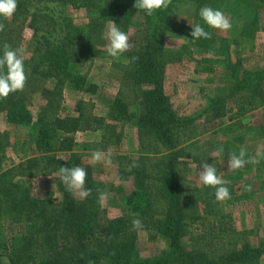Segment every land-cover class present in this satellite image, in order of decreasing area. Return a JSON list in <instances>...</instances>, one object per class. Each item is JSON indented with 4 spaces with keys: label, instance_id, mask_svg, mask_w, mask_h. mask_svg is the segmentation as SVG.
Segmentation results:
<instances>
[{
    "label": "trees",
    "instance_id": "obj_1",
    "mask_svg": "<svg viewBox=\"0 0 264 264\" xmlns=\"http://www.w3.org/2000/svg\"><path fill=\"white\" fill-rule=\"evenodd\" d=\"M212 1L171 0L168 8L147 15L144 10L133 6L135 0H17L18 7L13 16L9 19L0 17V23L9 30L0 32V56L3 55L4 43L14 47L12 33L15 32L16 21L22 25L27 22L32 31L30 40L26 41L32 51L24 60L27 83L23 91L0 99V116L7 126L29 127V145L35 154L0 174V223L6 220L21 223L24 227L22 234L10 240L9 251H5V238L0 234V264H5L2 257L6 252L8 264H89L90 261L91 264H260L264 246H253L247 241L238 248L211 253L204 248L189 249L185 243V238L192 235L191 229L199 216L184 204L188 169L180 167L177 147L189 137L190 127L200 118L211 123L227 109L230 110L231 103L238 108L234 115L239 116L264 99L263 92L259 91L264 84V69L241 80L236 72L232 76L224 74L227 92L209 99L200 114H177L166 95V58L175 59L179 54L177 49L165 50L169 24L188 3L194 5L193 12L201 20L200 9L204 6L214 9ZM29 7L33 11H29ZM71 9L85 11L93 26V35L78 34L82 29L69 15L68 10ZM137 15L143 18L142 44L139 50L129 49L122 55L128 62L123 66L119 62L115 66L122 67L123 80L128 83L107 104V119L115 124H104L103 129L104 122L101 124L97 117L92 120L96 126L101 125L104 134H116V125L129 124L138 133L139 151L153 149L159 153L162 150L165 154L156 158L154 163L138 156V161H135L138 167L125 173L130 185L122 193L124 209L121 215L108 218L101 224L103 185L87 178L86 187L92 189V194L81 200L67 191L58 175L60 166L75 165L57 158L56 153L76 155L73 151L77 146L75 133L80 130V115L76 119L60 118L59 114H55L52 121L43 116L35 119L30 98L34 93L44 97L48 95L47 106L52 108V95L61 94L64 87L95 95L97 86L87 83L85 74L75 72L71 66L76 62L106 57L100 50L103 41L97 29L112 20L117 27L127 30ZM132 57H138V60L131 62ZM205 70L211 69L207 67ZM47 82L56 89V93L44 89L43 84ZM80 104L76 106L77 111ZM134 104L141 106L140 113H129V106ZM89 129L94 132L97 127ZM119 143L115 142L121 146ZM1 158L0 145V162ZM36 165L50 175H56L54 181L61 201L55 210L47 209L32 198L22 182L14 181L15 175L3 179L14 170H18V176H23L26 168L33 170ZM212 190L203 183L200 191L194 190L196 196L199 195L197 201L206 212L215 200ZM134 214H138L143 222L140 230H151L150 239L160 236L165 242V247L152 258L141 259L136 255L138 230H133L131 224ZM200 241L198 237L194 240L195 243Z\"/></svg>",
    "mask_w": 264,
    "mask_h": 264
},
{
    "label": "rangeland",
    "instance_id": "obj_2",
    "mask_svg": "<svg viewBox=\"0 0 264 264\" xmlns=\"http://www.w3.org/2000/svg\"><path fill=\"white\" fill-rule=\"evenodd\" d=\"M212 4L214 9L222 11L229 17L232 25L230 30L224 32L210 28L194 14V5L188 3L181 7L179 13L171 20L170 30L165 35V50L177 49L179 54L175 59L166 58L164 89L174 110L181 116L200 114L209 99L224 95L228 90L224 74L232 76V73L236 72L241 80L264 69V0H213ZM29 11L33 9L29 7ZM68 13L74 24L82 29L79 35L87 37L93 35V26L84 10L71 9ZM196 24L210 32L211 39L201 38L193 43L189 33L191 25ZM36 26L40 27L39 23H36ZM109 26L107 23L97 29L103 41L100 50L107 56L89 62H76L71 66L75 72L85 74L87 83L96 85L99 82L95 95L64 87L61 94L52 95V108L47 106L48 95L44 97L34 93L30 98V108L35 119L43 116L44 119L52 121L55 114H59L60 118L76 119L80 115V130L75 133L78 136L77 146L73 151L76 155L56 153V156L70 161L75 164L74 166L84 168L87 178L103 185V193H106V196L101 197V201L103 200L101 224L108 218L121 215L124 209L122 193L130 185L125 174L129 163L138 161V156L150 159V163H154L156 158L165 154L162 150L159 153L153 149L139 151L138 133L129 124L116 125L117 130L114 132L117 135L104 134L102 130L95 133L89 129L95 126L92 119L98 114L105 116L106 125L115 124L107 119V104L118 95L123 89L122 86L128 83L123 80L122 67H115L119 62L120 66H123L126 59L122 56L118 60L108 57L109 41L106 34ZM13 28L15 32L12 33L14 46L12 49H21L26 60L32 51L26 42L30 40L32 31L27 22L22 25L16 21ZM6 30L8 29L4 28V31ZM120 30L128 34L129 43L132 45L130 50H139L144 37L143 18L137 15L127 30ZM189 58L191 60H188ZM97 62H100L99 65ZM207 67L211 70H205ZM43 87L56 93L50 82L43 84ZM259 91L264 95V84ZM124 94L128 95L127 92ZM102 97L106 99V104L98 100ZM99 101H102L104 106ZM77 104H80L79 111L76 109ZM230 105L232 106L230 110L227 109L211 123H206L204 118L197 120L190 127L189 137L177 147L180 151L177 152L180 156L178 163L182 169H188L185 175L184 204L199 216L191 229L192 235L185 238L189 249L204 248L206 252L211 253L214 250L238 248L244 241L253 246H264V160L257 165L246 164L236 171L228 168L230 153L238 155L243 148L247 159L255 155L258 148L264 149V99L239 116L234 115L238 108L232 103ZM140 109L139 104L130 105L129 113H140ZM110 129L112 130L111 127ZM28 131H31L29 127L7 126L3 116H0L2 155L0 174L35 156L32 145H29L31 142ZM115 142H120L121 146ZM221 146L224 151L218 153L217 150ZM109 149L113 152L111 166L106 167L103 162L96 164L91 162L94 150L107 152ZM204 162L212 164L217 170V175L229 182L226 186L231 197L223 202L214 200L209 207L211 211L207 212L202 210L203 206L197 201L199 195L196 196L202 184L198 176L199 167ZM17 172L18 170H14L11 174L3 176V179L15 175L14 181L22 182L28 188L31 197L38 200L41 205L51 211L58 207L61 196L54 181L55 173L50 175L38 165L33 170L26 168L23 176H18ZM212 189L214 193L215 189ZM75 197L79 198L77 195ZM23 231L21 223L6 220L0 223V234L5 238L7 246L5 251L10 249V240ZM150 232L153 231L138 230L136 255L141 259L152 258L165 247V242L160 236L150 239ZM196 237L201 241L195 243ZM6 253L3 254L2 261L8 264ZM260 264H264V255L260 259Z\"/></svg>",
    "mask_w": 264,
    "mask_h": 264
},
{
    "label": "clouds",
    "instance_id": "obj_3",
    "mask_svg": "<svg viewBox=\"0 0 264 264\" xmlns=\"http://www.w3.org/2000/svg\"><path fill=\"white\" fill-rule=\"evenodd\" d=\"M170 3L171 0H135L133 6L144 10L147 15H152L156 10L168 8ZM17 7V0H0V17L4 19L11 18ZM199 15L210 28L226 32L232 27L229 17L220 10L204 6L200 9ZM109 24L106 34L109 41L107 53L110 57L118 60L132 45L129 43L128 34L120 30L112 20L109 21ZM4 27V24L0 23V32L4 30ZM189 35L192 37L193 43L201 38L211 39V33L206 31L200 24L191 25ZM136 60H138V57L131 58V62ZM26 83L27 75L24 68L23 51L21 49L13 50L10 45L4 43L3 55L0 56V99H6L11 93L23 91ZM217 151L218 153H223L224 149L221 146ZM112 156L113 152L111 149L107 152L94 150L91 154V162L93 164L103 162L106 167L111 166ZM245 156L246 152L243 148L240 149L238 155L234 152L230 153L228 156L229 170L242 169L246 164H259L261 160H264V149L258 148L255 155L247 159H245ZM135 167H138V164L133 161L127 171H131ZM58 175L66 186L67 191L77 195L81 200L87 199L92 194V189L86 187L87 172L79 165L73 167L60 166ZM198 176L204 186L215 189L216 202H223L231 198L229 188L226 186L229 182L217 175V170L212 164L201 163ZM101 195L102 197L106 196V193H101ZM101 204L103 205V200ZM131 224L133 230L143 229V222L138 217V214H134ZM89 264H91V261Z\"/></svg>",
    "mask_w": 264,
    "mask_h": 264
},
{
    "label": "crops",
    "instance_id": "obj_4",
    "mask_svg": "<svg viewBox=\"0 0 264 264\" xmlns=\"http://www.w3.org/2000/svg\"><path fill=\"white\" fill-rule=\"evenodd\" d=\"M99 63H100V62H97V65H99ZM93 64H95V63H93ZM98 84H99V82L96 83V85H98ZM98 100H102L105 104L107 103V102H106V99H105L104 97H102L101 99H98ZM91 101H93V100H91ZM102 101H99V102H100L101 104H103V106H104V103H103ZM97 103H98V102L96 101V102H95V106H97ZM95 110H96V109H95ZM102 112H103V110H102ZM97 118L99 119V121L101 120V122H100L101 124H102V122H104L103 125L106 124V122H105V116H104V115H102V114H98V115H97ZM103 125H102V128H104ZM100 126H101V125H98V126L95 125V127H97V130L94 131L95 133L101 132V131H100V130H101V129H100ZM66 154H67V153H66Z\"/></svg>",
    "mask_w": 264,
    "mask_h": 264
}]
</instances>
